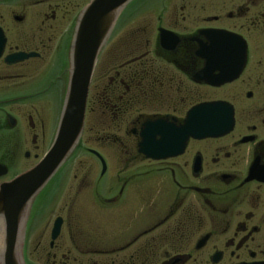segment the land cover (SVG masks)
Instances as JSON below:
<instances>
[{"label":"flooded vegetation","instance_id":"obj_1","mask_svg":"<svg viewBox=\"0 0 264 264\" xmlns=\"http://www.w3.org/2000/svg\"><path fill=\"white\" fill-rule=\"evenodd\" d=\"M89 1L77 9V0H0V138L11 145L0 148V185L35 166L52 142L59 118L49 107L63 103L75 21ZM116 22L97 56L85 112L109 118L124 141L108 138L140 167L123 169L112 184L108 163L103 159L102 171L87 149L100 171L95 185L81 178L75 196L87 187L108 216L119 205L118 246L103 243L105 230L101 249L91 253L102 258L92 260V242L81 245L75 232L71 249L80 257L62 256L57 263L47 253L46 264L264 263V0H133ZM19 54L27 57L15 58ZM213 102L223 109L217 115L209 110L210 124L196 118L212 136L177 147L180 134L170 127L181 126L192 107ZM224 107L232 126L217 134ZM147 122L154 128L153 147L162 143L163 155L169 147L179 150L176 155L149 159L138 153ZM31 152L35 162L9 177ZM48 184L31 211L56 191V182ZM56 218L59 233L51 240ZM54 221L48 251L65 227L60 216ZM41 246L38 240L33 250Z\"/></svg>","mask_w":264,"mask_h":264},{"label":"water","instance_id":"obj_2","mask_svg":"<svg viewBox=\"0 0 264 264\" xmlns=\"http://www.w3.org/2000/svg\"><path fill=\"white\" fill-rule=\"evenodd\" d=\"M132 1L90 0L79 11L70 48V67L66 93L52 143L35 166L0 185V219L3 222V246L0 253V264H24L19 252L31 203L70 157L79 143L83 130L87 88L97 56L121 11ZM1 45L2 42L0 49ZM22 57H27V55H15V58ZM222 109L223 106L216 102L192 107L181 126L170 127V130L180 134L181 143L177 147H181L188 138L201 139L212 136L211 127H203L205 123L203 120V124L199 126L200 122L197 119L208 118L206 121L210 124L209 110L217 115ZM203 112L205 113L201 117ZM223 113L225 114V117L222 116V119L224 118L223 125H217V134H224L222 132L230 130L232 126L231 111L225 108ZM152 129H154L153 125L148 122L141 129V141L137 146L138 153L145 158L157 159L174 156L179 152V150L173 152L169 147L165 149L167 151L163 155L161 153L162 143L155 149L152 145ZM90 153L98 158L102 165V171H104L103 159L94 151L90 150ZM60 222V218H56L53 222L51 240L57 237Z\"/></svg>","mask_w":264,"mask_h":264},{"label":"rangeland","instance_id":"obj_3","mask_svg":"<svg viewBox=\"0 0 264 264\" xmlns=\"http://www.w3.org/2000/svg\"><path fill=\"white\" fill-rule=\"evenodd\" d=\"M87 1L88 0H77V9L82 7ZM115 25L117 27V22ZM115 33L116 35H120V33L117 32V29L115 30ZM112 44L113 45L110 49H112V52L115 53L116 50H118L119 42ZM65 93L66 90H64V94ZM61 108L62 105L60 106V104L49 107L50 114L52 113V118H55V113H57L56 118H59ZM102 121L106 122L107 125L102 124ZM51 128L52 125L49 124L46 135V141H48V144L50 140ZM121 133L122 132L117 131L115 124H112L109 121V118H104L100 115L95 116L88 111L84 113L83 132L77 147L61 168H59L56 174L50 179V183H47L50 185L53 182H56V191H52L50 197L44 200V204L42 202L40 204L38 203L39 206L35 205V209L33 208L32 211L31 208L34 202L31 203L27 215L28 217L23 229L19 252L23 260L25 259L26 263L30 261L31 264H46L47 253H50V255L55 254V260L57 263L60 261L62 256H73L79 258V251L71 249V237L75 232L76 234L74 237L79 243H82L81 245H84V242H92V244L88 247L89 254L87 255V257L92 260H99L102 258L101 256L91 253L96 249H101L100 242L103 240V233L105 230L108 233V236L106 239L104 238L103 243L109 246L115 244L114 239L119 236V219L123 215V210L119 208V205H115L107 212L110 213L108 216L103 211V208L99 207L94 201L95 198L90 199L89 189L87 187L81 186V188L77 190V196H75V189L81 178H83L87 184L89 183L93 185L96 184V180L98 178L100 166L95 158L88 155L86 151L87 149L97 151L103 157L106 164L108 163L109 167L106 177L112 180L110 182L112 184L117 185V178L123 177V174H125L123 169L126 168L133 171L134 169L140 167L139 162L128 160L130 155L127 156L123 154L124 150L121 149L122 146L119 142L108 138L109 135H116V137L123 142V134ZM3 144L6 145V149L11 147L8 140L0 138V148H3ZM26 147H28V144L22 147L20 151L22 152V150H25ZM47 147L48 145L46 148ZM42 152L43 151L41 149L36 151L39 156ZM34 162L35 160H33L31 152V158L28 159L26 163L20 165L21 162L17 161L16 165L12 166L9 177L22 172V170H25L26 167L31 166ZM129 162L134 163L132 168H129ZM97 182L100 184L99 181ZM45 187L47 188L48 186ZM45 187L37 194V201L40 200L41 195L44 194L46 189ZM72 200H74L73 206L69 205ZM56 216H60L64 219L65 227L61 229V237L56 241L55 248L48 251L47 243L49 238V229ZM30 222L31 226L29 227L30 236L28 242L27 238L24 236L27 233V223L29 225ZM70 227H72V229H67ZM38 240H40L44 246L38 247L37 250H33L34 245ZM115 245H117V243ZM50 263L51 262L49 261L48 264Z\"/></svg>","mask_w":264,"mask_h":264},{"label":"bare ground","instance_id":"obj_4","mask_svg":"<svg viewBox=\"0 0 264 264\" xmlns=\"http://www.w3.org/2000/svg\"><path fill=\"white\" fill-rule=\"evenodd\" d=\"M3 222L0 219V253L2 252V240H3Z\"/></svg>","mask_w":264,"mask_h":264}]
</instances>
